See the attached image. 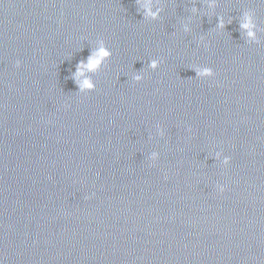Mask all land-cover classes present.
Here are the masks:
<instances>
[{
	"label": "water",
	"instance_id": "1",
	"mask_svg": "<svg viewBox=\"0 0 264 264\" xmlns=\"http://www.w3.org/2000/svg\"><path fill=\"white\" fill-rule=\"evenodd\" d=\"M158 3L0 0L2 264H264V0Z\"/></svg>",
	"mask_w": 264,
	"mask_h": 264
},
{
	"label": "clouds",
	"instance_id": "2",
	"mask_svg": "<svg viewBox=\"0 0 264 264\" xmlns=\"http://www.w3.org/2000/svg\"><path fill=\"white\" fill-rule=\"evenodd\" d=\"M141 9L143 10V18L145 20H157L160 16L162 8L159 6L158 0L154 3V0H137ZM193 13H196V9H192ZM219 28L224 27L223 19L221 18L218 23ZM241 28L245 30L247 37L252 42H258L255 33V24L253 22L252 16L250 13H245L242 18ZM185 32L190 31V28L187 24L184 25ZM112 51L106 46V43L103 39L96 41V46L90 50L89 55L80 60L76 64L75 72L73 73V81L80 93H87L94 91L96 84L92 79L90 73L98 72L102 67L106 66V62L111 58ZM160 65V61L157 59H152L149 62V67L153 70H156ZM17 66H19V61H17ZM196 74L200 78L212 77L214 75L213 69L211 67H200L196 66ZM132 79L136 82H139L143 79L142 74H134ZM221 153H217L216 156L220 158ZM153 160L155 159L156 154L153 153ZM224 165L230 163V157L225 156L222 160ZM219 191L223 192L225 190L224 185H217ZM2 264V262H0Z\"/></svg>",
	"mask_w": 264,
	"mask_h": 264
}]
</instances>
